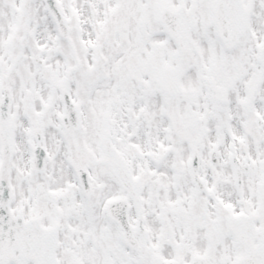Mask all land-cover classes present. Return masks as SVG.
Here are the masks:
<instances>
[{"label":"snow or ice","instance_id":"6c2138e0","mask_svg":"<svg viewBox=\"0 0 264 264\" xmlns=\"http://www.w3.org/2000/svg\"><path fill=\"white\" fill-rule=\"evenodd\" d=\"M0 264H264V0H0Z\"/></svg>","mask_w":264,"mask_h":264}]
</instances>
